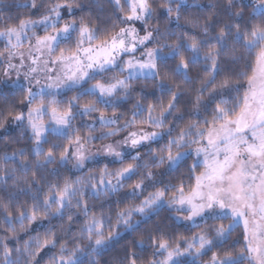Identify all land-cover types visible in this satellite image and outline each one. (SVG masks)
<instances>
[{
    "label": "snow or ice",
    "instance_id": "6c2138e0",
    "mask_svg": "<svg viewBox=\"0 0 264 264\" xmlns=\"http://www.w3.org/2000/svg\"><path fill=\"white\" fill-rule=\"evenodd\" d=\"M111 3L117 12V20L103 30L84 17L77 20L74 13L82 10L84 5L72 0L48 4L44 13L35 19L31 15L5 16L0 7V24L3 25L0 27V43L3 44L0 66L5 78L15 72L16 79L10 81L13 95L15 91L23 92L20 103L27 108L26 112L15 111L17 105L4 96L5 107L0 108V128H4L9 119L23 126L21 135L29 134L31 154L36 157L37 169L56 163L54 149L58 148H63L59 163L65 165L71 159L74 161L72 168L76 170L82 171L101 155L121 164V167L112 170L104 164L98 173L89 170L87 175L64 179L62 185L48 182V192L42 199L44 188L34 172L31 181L25 178L28 188L20 190L31 193L30 207L21 206L13 216L8 211V204L0 203L5 212L0 219L8 226V231L17 233L15 224L18 223L20 231L28 235L36 222L43 225L45 219L63 218L66 212L79 210L83 215V223L77 229L80 236L72 239L73 247H69L67 241L61 243L60 254L51 258V264H84L85 258H88V264H98L96 257L118 241L120 229L134 231L145 219L166 207L176 213V219L189 222L191 228L201 230L190 237H173L157 226L154 230L156 234L149 235L153 252L145 264H200L201 256L217 242H226L231 233L241 226V247L234 251L225 250L223 255L213 252L209 264H264V0H248V3L245 0H226L223 9L230 22L223 23L219 34L212 37L215 43L188 37L191 43L178 44L161 43L167 36L177 35L175 31L161 33L159 27L148 29L147 22L154 12L150 0H123V4L121 0H111ZM237 5L240 7L233 11ZM183 6V0H167L161 7L168 14V20L180 27ZM16 7L35 11L44 5L38 4L37 0H25ZM208 7L215 8V4ZM248 7L251 10L245 20L244 9ZM65 10L68 19H65ZM13 20L18 22L11 23ZM136 22L143 25V35L135 26ZM190 22L202 27L203 35L207 37L213 16H208L203 23L198 20ZM178 39L183 40V37ZM153 41L157 47L145 48L139 56L136 55ZM204 46H208V51L201 55ZM163 48L171 51L165 55ZM181 48L192 55L189 60L180 57L175 73L191 83L193 77L189 75V64L202 60L205 62V74L198 77L195 98L189 101L193 105L189 115L198 119H190L173 136L177 127L175 121L184 119L183 114L173 112L176 101L183 93L173 91L164 80L158 79V62L179 55ZM225 52L231 53L229 59L232 65L242 66L217 82V74L221 71L220 57ZM22 69L26 71L22 72ZM106 73L113 74L106 76ZM136 80L156 81L158 90L171 93V98L166 105L163 101L145 105L137 99L131 109V118L121 124L119 121L123 113L117 115L115 109L119 103L129 99L134 91L132 82ZM89 81L94 83L88 84ZM67 92L75 94L66 97ZM0 95L3 93L0 92ZM84 97L92 99L81 103ZM99 105L105 109L112 108V115H105ZM210 106V117L199 119L202 113L209 111ZM96 112L100 115L93 117L91 122L86 121L85 126L95 131V125L99 123L102 129L110 130L101 131L99 136L91 132L86 136L77 134L73 139L71 133L79 131L73 125L76 117L91 116ZM169 116L173 117V121L166 123ZM125 132L122 139L104 144L95 152L87 147L95 139L117 137ZM50 135L66 138L69 144L52 143L45 151L43 145L49 142ZM165 137V144L159 148L151 147ZM146 145L148 160L135 151L131 155L133 163L124 165L127 150H137ZM189 155L193 157V163L188 168L189 179L194 181L189 185L183 180L178 184L171 180L165 182L163 178H156L151 170L166 163L168 170L175 171ZM17 156L23 159L11 168L5 167L0 174V182L6 183L13 178L9 174L18 170L28 171L29 162L23 148L10 155L4 153L0 159L15 160ZM141 169L146 171L141 173ZM197 169L200 171L197 172ZM138 174L141 178L130 186L131 190L126 195L138 198L148 187L154 188V191L148 192L139 204L118 209L115 225L111 223L110 214H90L85 197L99 199L115 194ZM146 180L151 183L145 184ZM158 184L161 187H156ZM33 186L35 191H32ZM134 216L141 217V220H133ZM74 218L79 219V213L75 217L68 215L69 222ZM209 219L227 220L228 223L203 228L202 224L206 225ZM25 221L28 222L27 227ZM60 228L61 235L49 227L43 238L39 234L30 235L22 246L9 247L7 239L0 240L3 249L0 264H40L42 250L55 247L72 231L70 223L67 229L62 225ZM12 239L18 241L19 234ZM79 239H86L87 246H82ZM136 243L142 247L144 241L141 239ZM125 260L126 264H137L138 256L131 252Z\"/></svg>",
    "mask_w": 264,
    "mask_h": 264
},
{
    "label": "trees",
    "instance_id": "16d2710c",
    "mask_svg": "<svg viewBox=\"0 0 264 264\" xmlns=\"http://www.w3.org/2000/svg\"><path fill=\"white\" fill-rule=\"evenodd\" d=\"M25 0H0V7L3 8V15H12L13 17H27L29 15L32 18H38L39 15L44 13L45 7L54 2H58V0H37L38 4L43 3L44 7H40L38 10H32L31 8H22L16 7V5L23 4ZM74 3H80L84 5L82 10L75 11L74 15L79 20L80 17H84L89 23L93 26L99 27L103 30L105 27H108L112 22L117 20V12L114 8V5L111 3V0H97V2L93 3L92 0H72ZM152 3L154 12L151 19L148 21L154 27H159L160 32L164 33L167 31H175L177 35H170L167 36L165 39L161 41V43H168V44H178V43H191V40L188 37H195L197 40L208 39L212 40V37L219 34V29L223 25V23L230 22L229 17L225 13L223 9V5L226 0H188L184 2V6L181 8L180 12V20L179 25L173 21L168 20V14L164 11L161 7L163 4L167 2V0H150ZM245 3H248V0H245ZM123 4V1H122ZM209 4H215V8L208 7ZM175 7V6H173ZM240 6L237 5V10ZM125 11H127V5H124ZM251 8L244 9V19H248V13L250 12ZM175 13H173L174 15ZM65 19H68L67 12L65 10ZM213 16L212 27L209 30L208 36L205 37L203 35L202 27L194 26L193 23L190 21L198 20L201 23L205 21L208 16ZM107 21V23H105ZM17 20L11 21V23H17ZM3 25L0 24V27ZM123 26V25H118ZM118 30V28H117ZM39 31V30H38ZM43 32L41 31L40 34ZM186 34V35H184ZM156 35V33H155ZM183 37V40L178 39V37ZM212 43H215L212 40ZM228 43L231 44L232 41L229 39ZM62 47L64 45H61ZM0 48H3V44L0 43ZM163 50H171L169 48H163ZM208 51V46H204L201 48V55ZM191 53L185 49H180V54L174 57H169L164 61L158 62V67L160 71V76L158 79L164 80L166 84L170 85L173 88V91H178L183 93L179 96L178 100L176 101V109L173 110L174 114L179 115L183 114V120L175 121L177 127L176 130L172 133L174 136L176 132L179 131L181 127H184L190 119H198V117L190 116L189 113L193 109L192 103L189 101L194 100L195 98V88L198 87V77H201L205 74V67L204 61H199L197 63H190L189 64V75L193 77L191 83L185 82L181 76L177 75L174 71L175 66L179 63L180 57L183 56L185 60H189L191 57ZM231 53L225 52L221 54L220 62H221V71L217 74V82L222 80L224 76L231 74L233 70H239L242 65H232L230 62ZM113 73H106V76H111ZM118 74V73H117ZM100 79V77H97ZM94 83V81H89L88 84ZM134 86V91L132 92L131 96L127 101H122L118 104L117 108L115 109L117 115L123 113L119 123H123L124 120L131 118V109L133 104L136 102L137 99L141 100L145 105L148 103H155L159 104L161 101L166 105L168 100L171 98V93H161L158 88L156 81L152 80H136L132 82ZM179 85L177 88L176 86ZM87 87V85H85ZM143 90V92H141ZM14 89L11 85L2 84L0 85V92L3 95H0V108H4V96H7L10 103H15L17 105L15 111H21L24 106L21 105L20 101L23 99L24 93L20 91H15L13 95ZM74 92H67L65 95L66 97H70L74 95ZM92 99L91 97H84L81 100V103H84L88 100ZM105 115H112L113 109L112 108H104L103 105H99ZM211 106L208 112L202 113L199 119H202L205 116L210 117L211 115ZM159 109L157 108V111ZM100 113L96 112L91 114V116H77L76 119L73 121V125L77 128L78 132L71 133L73 139L75 135L86 136L90 132L94 136H99L101 131H108L109 128L102 129L99 123L95 125V131H91L85 126V122H91L93 117L99 116ZM146 115V113H144ZM11 119L5 123V126L9 124ZM173 121V117L169 116L168 121L166 123H170ZM1 129V128H0ZM24 130L23 127L12 128L11 130L7 131L0 135V157H3L4 153H8L9 155L14 151H17L21 148L25 149V154L27 157V161L29 162L28 171L18 170L12 175L13 178L7 180L6 183L0 182V203L8 204V211L15 216L17 214L18 208L21 206L30 207L32 201L30 199L31 193L29 192H22L21 189H27L28 185L25 184V178L29 181L32 179V174L36 173V179L39 180L40 186L44 188V192L41 193V199L43 195L48 192L46 187L48 182L56 183V184H63L64 179H75L77 176L87 175L89 170L94 172H99V170L104 166V164H108L110 170L117 169L121 167L119 163L113 162H97L93 163L87 168L83 169L82 171H73L70 165L67 163L65 165H61L59 163V156L60 152L63 151V148L54 149V154L56 156V163L48 164L46 168L37 169L35 166L36 157L31 154L32 148V141L29 139V134L21 135V132ZM123 134V133H121ZM114 137H109L107 139H95L91 141L88 146H96L100 145L105 141H108ZM49 142L44 144V150L47 151L48 148L51 146L52 143H58L64 146L69 144L68 139L66 138H57L55 136H49ZM167 142V137L160 140L158 144H152V148H159L163 144ZM148 151V146L141 150V155L144 156L145 160H148L146 153ZM23 159L20 156H17L15 160H4L0 159V174L3 173L5 167L11 168L14 165H17L18 162ZM124 165L128 163H133L131 160V156H126L124 159ZM193 163V157L189 155L184 162L180 164V166L175 170H165L164 165H160V167H152L151 170L154 174H156V178H163L165 182L171 180L172 183L178 184L181 180L184 181L186 185L193 183L194 181L190 180V173L188 171L189 166ZM55 169L56 171L53 172L52 170ZM141 173L146 171V169H141ZM200 169H197L199 172ZM44 177V179H41ZM141 177L140 175L133 176L131 180H128L125 184V187L122 188L119 192L115 194H108L101 196L99 199L85 197L87 199L90 214L95 213L99 215L101 212L106 214H110L112 216V225H115V213L118 209L125 208L131 204H139L140 200L144 198L150 191H154V188L148 187L147 190L140 195L138 198H132L127 196L126 193H129L131 190V185L134 184L137 180ZM151 182L145 181V184H150ZM15 185V186H13ZM156 187H161V185H156ZM32 191H35V186H33ZM103 205V207H101ZM79 213V219H73L71 222L68 221V215H73L74 217L76 214ZM5 215L3 207H0V217ZM133 220H141V217L134 216ZM69 223L71 226V233L68 236H64L62 240L58 241L55 247H48L41 252V256L39 257L40 264H51V258L53 256H58L60 244L64 242H68L69 247H73L71 243L74 237H79L80 233L77 231L79 226L83 223V215L82 212L79 210H74L73 212H66L63 218H52V219H45L43 225L40 222H36L32 225L33 230L25 235L24 232L20 231L19 224H15L17 229V233H12L8 231V226L3 223L2 219H0V240L7 239L9 242V247H13L14 245H21L23 244L24 240H27L29 236H35L37 234L40 235L41 238L44 237L45 231L47 228L52 227L53 230L57 233V235H61V228L62 225L65 229L69 227ZM224 223L225 225L228 223L227 220L224 221H213L208 220L207 224H202L203 228H207L212 224H220ZM28 222L25 221V225L27 227ZM157 226L165 233L169 234L170 236H188L190 237L193 233L200 231L199 228H191L189 225L177 222L172 215V211L168 208H162L159 210L158 213L151 215L149 218L145 219L142 223L134 231H121V237L118 241L114 242V244L109 247L107 250L103 252V254L96 257L98 260V264H126L125 257L128 253L135 252L138 256L137 264H145V262L151 258L153 248L151 245V240L149 239V235H155V229ZM106 229V233H107ZM19 234L20 239L13 240L12 237L14 235ZM209 235H213L209 233ZM143 239L144 244L143 246H138L136 243L137 241ZM239 240L240 243H234L235 241ZM242 226L236 228L232 233L229 239L224 243L217 242L210 251H208L205 255L199 258L200 264H204L206 261H210L213 252L219 253L223 255L225 250L234 251L237 250L242 245ZM78 242L82 246H87L88 241L86 239H79ZM2 246H0V252H2ZM162 258V257H160ZM190 259V258H189ZM84 264H88V258H85Z\"/></svg>",
    "mask_w": 264,
    "mask_h": 264
},
{
    "label": "rangeland",
    "instance_id": "374dc122",
    "mask_svg": "<svg viewBox=\"0 0 264 264\" xmlns=\"http://www.w3.org/2000/svg\"><path fill=\"white\" fill-rule=\"evenodd\" d=\"M122 1H123V0H121V2H122ZM187 1H188V0H183V3H184V2H187ZM147 23H148V29L151 30L154 26L151 24L150 21H148ZM135 26L140 30V35H143V34H144V28H143V25H142L140 22H136V23H135ZM42 34H43V33H42ZM42 34H41V35H42ZM154 35H155V33H154ZM157 46H158V45L156 44L155 41H153V42H151V43H147V44L144 46V48H141L140 51H138V52L136 53V55L139 56V55H140V52L144 51L145 48H153V47H157ZM170 51H171V50H163V53H164L165 55H167ZM21 71H22V72H23V71H26V69H22ZM15 79H16V74H15L14 71L10 74V77L5 78V77L3 76V67L0 66V85H2V84H8V85H11V84H10V81H11V80H15ZM6 80L8 81V83H5ZM21 111H25V112H26V111H27L26 106H24V108H23ZM46 119H47V117H45V120H46ZM18 127H23V126H22V125H18V123H14V122L10 121L9 124H7L4 128H1V129H0V135L3 134V133H6L7 131L11 130L12 128H18ZM132 130H134V129H132ZM148 130H152V129H148ZM124 135H126V132L123 133V134H120L119 136L114 137V138H112V139H110V140H108V141H105V142H103V143L100 144V145H96V146H88V145H87V147H88L92 152H95V151H96L97 149H99L102 145H104V144H108V143H113V142L116 141V140L122 139ZM145 147H147V145L144 146V147H140V148H138L137 150H130V149H129V150L126 151V156L134 155V154H135V151H139L140 154H141V150H142L143 148H145ZM193 147H194V146H193ZM126 156H125V157H126ZM73 162H74V161H72L71 159H69V161H68V164L70 165L71 169H72L73 171H79V170H76V169H73V168H72V163H73ZM97 162H111V161H110V158H105V157H103V156L101 155V156H98V157L96 158V160H94V161H92V162H89L85 168H87V167L90 166L91 164H93V163H97ZM85 168H84V169H85ZM164 169H165V170H168V169H167V164H166V163L164 164ZM172 215H173V217L175 218V220H176L177 222H180V223H183V224H186V225H189V226H190L189 222H186V221H182V220H178V219H176V213H175L174 211H172ZM197 222H198V223H202V222L199 221V220H198ZM209 262H210V261H206L204 264H209Z\"/></svg>",
    "mask_w": 264,
    "mask_h": 264
}]
</instances>
